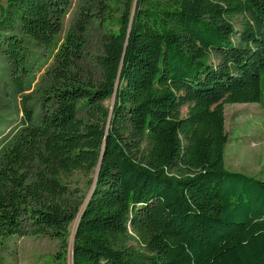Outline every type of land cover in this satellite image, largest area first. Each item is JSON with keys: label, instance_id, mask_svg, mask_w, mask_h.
<instances>
[{"label": "trees", "instance_id": "trees-1", "mask_svg": "<svg viewBox=\"0 0 264 264\" xmlns=\"http://www.w3.org/2000/svg\"><path fill=\"white\" fill-rule=\"evenodd\" d=\"M71 7H0L23 110L0 149V239L65 251L78 221L72 264H264V180L225 161V105L264 101V0H81L60 40ZM28 43L57 50L31 95ZM99 165L84 208L68 181Z\"/></svg>", "mask_w": 264, "mask_h": 264}, {"label": "rangeland", "instance_id": "rangeland-1", "mask_svg": "<svg viewBox=\"0 0 264 264\" xmlns=\"http://www.w3.org/2000/svg\"><path fill=\"white\" fill-rule=\"evenodd\" d=\"M80 1L72 0V7L64 20L60 40L68 32ZM6 5L7 0H0V7ZM96 40L97 32L93 29L91 46ZM27 51L28 60L22 80L25 94L31 95L52 64L57 50L28 43ZM21 96L13 82L10 67L0 51V149L22 123ZM112 102L113 100L107 105L112 107ZM33 106L38 115L39 105ZM186 114L187 109H184L183 115ZM225 116V128L229 137L226 146V169L264 180V101L262 104H227L225 105ZM95 176L94 174L87 177L77 172L68 184L72 189L80 191L87 201L92 192L94 183L92 180H95ZM73 225L65 251L61 248L60 241L31 233L23 237L13 236L4 240L0 239V264H72Z\"/></svg>", "mask_w": 264, "mask_h": 264}, {"label": "water", "instance_id": "water-1", "mask_svg": "<svg viewBox=\"0 0 264 264\" xmlns=\"http://www.w3.org/2000/svg\"><path fill=\"white\" fill-rule=\"evenodd\" d=\"M115 100H116V96H114V98H113L112 107H111V113H112V111H113V109H114ZM99 171H100V165L98 166V169H97L96 174H95L96 176H95V180H94V183H93L92 192H91V194H90L88 200L86 201V204L84 205V208L86 207V205H87V203H88L90 197L92 196V194H93V192H94V188H95V185H96V182H97L98 176H99ZM83 210H84V209H83ZM83 210H82V211H83Z\"/></svg>", "mask_w": 264, "mask_h": 264}, {"label": "bare ground", "instance_id": "bare-ground-1", "mask_svg": "<svg viewBox=\"0 0 264 264\" xmlns=\"http://www.w3.org/2000/svg\"><path fill=\"white\" fill-rule=\"evenodd\" d=\"M77 225H78V221H76L75 224L73 225V231H72L73 236H74V234H75V231H76ZM73 236H72V238H71V242H73Z\"/></svg>", "mask_w": 264, "mask_h": 264}]
</instances>
